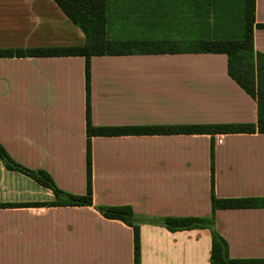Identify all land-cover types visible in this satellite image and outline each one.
I'll list each match as a JSON object with an SVG mask.
<instances>
[{"label": "crops", "instance_id": "crops-1", "mask_svg": "<svg viewBox=\"0 0 264 264\" xmlns=\"http://www.w3.org/2000/svg\"><path fill=\"white\" fill-rule=\"evenodd\" d=\"M224 5L238 6L242 29L244 0L109 1L108 38L169 41L180 51L92 57V125L256 124V99L229 77L226 55L191 53L200 40L239 37L241 29L214 35ZM110 19L135 30L113 33ZM254 22L264 25V0H254ZM84 41L54 0H0V50ZM253 48L264 55V28L254 27ZM84 66L80 56L0 58V145L74 195L86 191ZM216 135L219 144L207 134L93 137L92 206H50L49 189L0 160V264H134L132 228L104 218L101 206L132 209L140 264H210V228L169 231L161 220L210 217L211 145L215 197L264 198V134ZM213 229L230 258L264 259V207L216 210Z\"/></svg>", "mask_w": 264, "mask_h": 264}, {"label": "trees", "instance_id": "trees-1", "mask_svg": "<svg viewBox=\"0 0 264 264\" xmlns=\"http://www.w3.org/2000/svg\"><path fill=\"white\" fill-rule=\"evenodd\" d=\"M111 0H54L62 13L85 36L84 44L75 47L46 49H4L0 58L24 57H74L85 60V130H86V191L74 195L59 190L50 176L43 171H31L14 162L0 145V160L5 168L29 176L54 195L53 207L92 206L91 139L93 137L164 136V135H216V134H264V55L253 48V29L264 28L254 22V0H244L243 25L239 39L200 40L191 53L224 54L227 57V73L248 95L256 99L258 121L256 124H214L177 126L95 127L91 123L90 109V59L96 56H125L133 54L176 53L169 41L112 40L107 35V5ZM210 203L209 218H164L161 222L169 231L192 228L211 229L210 264H264V259H232L226 241L214 231L216 210L250 209L264 207V198L218 199L214 195V147H210ZM110 220H118L133 230V262L140 264V236L136 217L130 207L101 206L95 208Z\"/></svg>", "mask_w": 264, "mask_h": 264}, {"label": "rangeland", "instance_id": "rangeland-1", "mask_svg": "<svg viewBox=\"0 0 264 264\" xmlns=\"http://www.w3.org/2000/svg\"><path fill=\"white\" fill-rule=\"evenodd\" d=\"M237 5H231L230 10L227 9V5L218 6L215 8L214 17L217 19V22L213 28L214 35L227 38L238 37L239 30L241 29V22L239 21V10ZM127 24H125V26H116L115 21L110 19L108 23V28L109 31H112L113 33L121 34H123L127 29L129 31L135 30L132 26H128ZM145 29L150 30L151 28L145 27ZM152 29V31H154L155 33L165 32L168 33L166 36H169L171 33H173L174 28L153 27ZM237 39H239V37Z\"/></svg>", "mask_w": 264, "mask_h": 264}, {"label": "built area", "instance_id": "built-area-1", "mask_svg": "<svg viewBox=\"0 0 264 264\" xmlns=\"http://www.w3.org/2000/svg\"><path fill=\"white\" fill-rule=\"evenodd\" d=\"M214 142L216 144H219L221 142V139H220V137L218 135H214Z\"/></svg>", "mask_w": 264, "mask_h": 264}]
</instances>
